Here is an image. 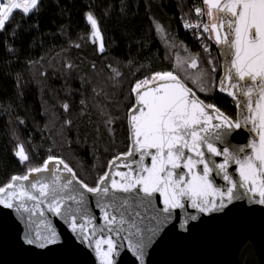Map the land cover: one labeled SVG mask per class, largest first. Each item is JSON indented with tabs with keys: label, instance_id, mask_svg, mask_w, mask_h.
Segmentation results:
<instances>
[{
	"label": "snow or ice",
	"instance_id": "1",
	"mask_svg": "<svg viewBox=\"0 0 264 264\" xmlns=\"http://www.w3.org/2000/svg\"><path fill=\"white\" fill-rule=\"evenodd\" d=\"M39 2L9 0L5 6L0 0V30L13 9H22L28 15L38 11ZM204 3L208 6L207 15L213 21L210 25H204V31H211L215 35V43L223 46L224 55L230 61V68L225 78L221 79L219 90L227 91L229 96L236 99L233 90L238 89L247 98L245 104L249 115L245 117V124L251 121L250 131L256 132L258 142L253 141L249 146L235 151H230L227 146L222 149L217 147L213 141L225 142L226 137L235 129H241L242 125L219 113L214 105H206L195 97L192 89L173 72L156 73L150 79L145 78L135 84L133 92L136 103L129 109L134 147L123 155L139 153L141 174H134L136 169L129 163L117 164L120 157H116L110 162V170L99 177L96 186L90 187L79 180L63 160L49 157L42 166L29 168V174L13 176L12 182L0 187V206L3 209L23 211L31 216L46 203L48 212L62 217L68 222L70 232L81 243L87 241L91 246L89 236L95 234V228L86 233L85 224L91 222L92 218L87 215L85 192L93 194L97 197L96 204L104 221L100 230L102 238L94 246L100 264H114L118 244L113 234L119 236L122 231L128 232L130 240L136 237L135 242L129 243V251L139 264H144L145 249L155 243L164 231L171 217L170 210L184 207L181 197L187 196L193 208L208 213L220 211L234 200L241 199L237 192L239 188L244 189L245 194L257 197L256 202L264 205V0H204ZM200 13L201 10L197 9V14ZM86 22L91 27L92 36L100 38L98 22L92 13L86 14ZM100 51H104L102 43ZM189 66L196 68V59ZM64 108L67 110L68 105L65 104ZM209 108L217 112L219 123H212L213 116L206 110ZM202 148H206L212 157L222 156L223 162L207 159ZM152 149L155 151L150 152ZM185 150L193 155H186ZM15 155L22 164L29 159L23 146H18ZM147 155H151L150 167L143 164ZM53 161L56 163L53 164ZM50 164L53 167L50 168ZM230 164L237 165L239 182L228 174ZM60 165L63 172L69 174L67 177H63ZM198 165L203 167L198 169ZM210 165H214L222 174L228 187L220 189L213 186L210 176L214 168ZM120 167H127L130 171L116 170ZM181 167L187 170L186 174L173 171ZM44 173L48 174V178L42 175L31 180L29 178L31 174ZM185 175L190 177L187 182ZM156 192L164 198L163 213L166 215L153 217L156 223L148 229L150 235H142L135 223L125 228L128 221L121 209L128 204L127 197L138 196L139 193L151 197ZM209 196L212 198L209 199ZM72 204L76 207L73 208ZM146 204H151V200ZM40 215L43 216L42 211ZM191 219L195 220L196 217L192 216ZM105 230L108 235L103 236ZM24 241L39 248L60 242L56 229L44 222H39L36 229L26 233Z\"/></svg>",
	"mask_w": 264,
	"mask_h": 264
},
{
	"label": "trees",
	"instance_id": "2",
	"mask_svg": "<svg viewBox=\"0 0 264 264\" xmlns=\"http://www.w3.org/2000/svg\"><path fill=\"white\" fill-rule=\"evenodd\" d=\"M58 4L40 0L38 11L11 15L0 31L5 59H21ZM198 6L204 7V0H89L62 45L41 59L46 134L79 180L96 186L110 162L129 152L133 88L153 74L173 72L205 104L236 122L237 106L219 93L225 65L221 47L209 31L184 29L198 20ZM88 13L97 19L103 52L86 22ZM193 59L196 68L189 66ZM3 111L11 139L32 160L37 150L20 114L13 105Z\"/></svg>",
	"mask_w": 264,
	"mask_h": 264
},
{
	"label": "water",
	"instance_id": "3",
	"mask_svg": "<svg viewBox=\"0 0 264 264\" xmlns=\"http://www.w3.org/2000/svg\"><path fill=\"white\" fill-rule=\"evenodd\" d=\"M212 22L211 20L210 24ZM211 34L215 39V35ZM221 34L223 35V30H221ZM220 47L222 49L221 58L225 63L223 69L225 78L230 68V61L224 55L223 46ZM232 73L234 76V69ZM233 91L236 93V99L233 96H229L227 91H219V93L237 106L236 122H239L242 128L235 129L231 135L226 137L223 143L213 141L217 147L222 149L227 146L230 151H235L242 146H249L253 141L258 142L256 132L250 131L251 121L247 125L245 124V117L249 115L245 104L247 98L242 96L238 89ZM192 92L195 97L200 99L193 90ZM134 96L136 102L135 93ZM214 108L217 109L216 107ZM206 110L213 116V124L220 122L216 119L217 112L214 109L209 108ZM219 113L222 112L219 110ZM130 115L131 113L129 114V129ZM230 120L233 121L232 119ZM233 122L235 123V121ZM130 135V149H132L134 142L131 129ZM201 135L204 134L201 133ZM202 150L205 151L207 159L217 163L223 162L222 156L212 157L211 154L207 153L206 148H202ZM149 151L154 152L155 150ZM185 153L186 155H193L187 150H185ZM138 157L139 153H134L132 156H120L116 163H129L136 169L134 174H141ZM55 163L56 161H53V164ZM143 164L151 166V155L145 156ZM210 166L214 168V165ZM49 167L51 168L53 165L50 164ZM197 167L200 169L203 166L198 165ZM59 168L63 177L69 175L63 172L62 165ZM116 170L122 172L130 171L127 167H120ZM173 171L187 173V170L183 169V167ZM227 171L231 177L239 182L237 165L230 164ZM143 174L146 175V173ZM41 175L43 178H48L47 173L31 174L29 178L31 180L33 177ZM117 179L119 178L117 177ZM173 179H175V176ZM188 179L190 177L185 175V182ZM210 180L215 188L223 189L228 187L223 181L222 174L215 168ZM63 182L64 180L62 179L61 183ZM237 192L240 194L241 199L234 200L220 211L213 210L208 213H201L198 209L193 208L191 199L187 196L181 197L184 207L170 210L171 217L164 231L155 243L150 244L145 249L144 264H264V205L256 202L257 197L245 194L244 189L238 188ZM85 196L87 197L85 202L87 215L92 218L91 222L85 224L86 233L92 232L93 228H95V234L89 236L92 241L91 246L87 241L81 243L80 239L70 232L68 222L62 217L48 212L46 203L31 216L23 211L17 212L14 209H3L0 206V264H100V257L97 255L94 246L96 241L102 238L100 230L104 226V221L101 218L102 213L96 204L97 197L86 192ZM208 198L211 199L212 197L209 196ZM127 199L128 204L121 209L124 212L125 220L128 221L125 228L135 223L138 225L142 235H150L148 229L155 226L156 223L153 217L157 214L166 215L163 213L164 198L159 192H156L151 197H144L143 193H139L138 196L129 195ZM148 200H151V204H146ZM71 206L73 208L76 207L75 204ZM29 207H31V202H29ZM41 211L43 216L40 215ZM192 216H195L196 219L192 220ZM32 221L37 223L34 224ZM39 222L50 224L51 227L55 228L60 242L44 248H39L35 244L29 245L25 243V234L30 230L36 229ZM181 225H184L183 229ZM40 230L43 231V228H40ZM106 235L108 233L105 230L103 236ZM113 238L118 244V255L114 257V264H139V261L136 260V257L133 256L128 247L130 242H135L136 237L133 236L130 240L128 232L122 231L119 236L113 234Z\"/></svg>",
	"mask_w": 264,
	"mask_h": 264
},
{
	"label": "rangeland",
	"instance_id": "4",
	"mask_svg": "<svg viewBox=\"0 0 264 264\" xmlns=\"http://www.w3.org/2000/svg\"><path fill=\"white\" fill-rule=\"evenodd\" d=\"M88 2L59 0L58 6L24 48L20 60H7L0 53V187L12 182L11 177L24 176L29 168L42 166L49 157L61 159L45 130L42 102L44 72L40 61L51 50L62 45L67 30L82 14ZM94 39L100 49L103 44L101 35ZM7 105L15 106L37 150L36 157L23 164L15 155L18 148L10 137L5 119L3 107Z\"/></svg>",
	"mask_w": 264,
	"mask_h": 264
},
{
	"label": "built area",
	"instance_id": "5",
	"mask_svg": "<svg viewBox=\"0 0 264 264\" xmlns=\"http://www.w3.org/2000/svg\"><path fill=\"white\" fill-rule=\"evenodd\" d=\"M9 0H2L3 5L7 6L8 5ZM18 2H23V0H18ZM197 9L201 10L200 15H198V20L194 23V24H189L186 23L184 24V29L186 31H198L199 33L205 32L204 31V25H209V21H208V15H207V9H206V4L204 7H200L198 6ZM16 11H22V9H13L12 12L9 14V18L11 17V15L16 12ZM197 13V11H196ZM9 18L5 21V23L9 20ZM186 25H190L189 27H186ZM1 31V30H0Z\"/></svg>",
	"mask_w": 264,
	"mask_h": 264
}]
</instances>
